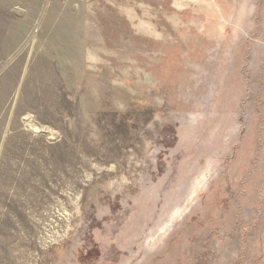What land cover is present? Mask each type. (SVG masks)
<instances>
[{
	"label": "rangeland",
	"instance_id": "1",
	"mask_svg": "<svg viewBox=\"0 0 264 264\" xmlns=\"http://www.w3.org/2000/svg\"><path fill=\"white\" fill-rule=\"evenodd\" d=\"M0 264H264V0H0Z\"/></svg>",
	"mask_w": 264,
	"mask_h": 264
}]
</instances>
